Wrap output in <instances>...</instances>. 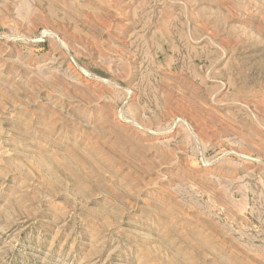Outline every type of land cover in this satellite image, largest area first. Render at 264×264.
I'll list each match as a JSON object with an SVG mask.
<instances>
[{
    "label": "rangeland",
    "instance_id": "obj_1",
    "mask_svg": "<svg viewBox=\"0 0 264 264\" xmlns=\"http://www.w3.org/2000/svg\"><path fill=\"white\" fill-rule=\"evenodd\" d=\"M0 264H264V0H0Z\"/></svg>",
    "mask_w": 264,
    "mask_h": 264
}]
</instances>
